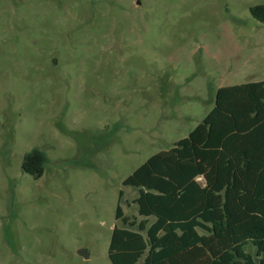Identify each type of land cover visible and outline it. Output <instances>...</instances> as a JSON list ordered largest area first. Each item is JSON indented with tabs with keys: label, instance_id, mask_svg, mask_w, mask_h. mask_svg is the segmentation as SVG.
Wrapping results in <instances>:
<instances>
[{
	"label": "rangeland",
	"instance_id": "374dc122",
	"mask_svg": "<svg viewBox=\"0 0 264 264\" xmlns=\"http://www.w3.org/2000/svg\"><path fill=\"white\" fill-rule=\"evenodd\" d=\"M260 4L0 0V264H111L117 206L140 220L123 181L218 88L264 81ZM32 149L38 179L21 172Z\"/></svg>",
	"mask_w": 264,
	"mask_h": 264
},
{
	"label": "trees",
	"instance_id": "16d2710c",
	"mask_svg": "<svg viewBox=\"0 0 264 264\" xmlns=\"http://www.w3.org/2000/svg\"><path fill=\"white\" fill-rule=\"evenodd\" d=\"M249 11L264 25V4ZM47 162L32 149L21 172L38 179ZM123 185L137 191L140 220L117 206L111 264H264V81L218 88L188 136Z\"/></svg>",
	"mask_w": 264,
	"mask_h": 264
},
{
	"label": "water",
	"instance_id": "95a60500",
	"mask_svg": "<svg viewBox=\"0 0 264 264\" xmlns=\"http://www.w3.org/2000/svg\"><path fill=\"white\" fill-rule=\"evenodd\" d=\"M77 254L82 256L85 260H87L89 258L88 253L84 249L78 250Z\"/></svg>",
	"mask_w": 264,
	"mask_h": 264
},
{
	"label": "crops",
	"instance_id": "0c3cea01",
	"mask_svg": "<svg viewBox=\"0 0 264 264\" xmlns=\"http://www.w3.org/2000/svg\"><path fill=\"white\" fill-rule=\"evenodd\" d=\"M232 86V85H231Z\"/></svg>",
	"mask_w": 264,
	"mask_h": 264
}]
</instances>
